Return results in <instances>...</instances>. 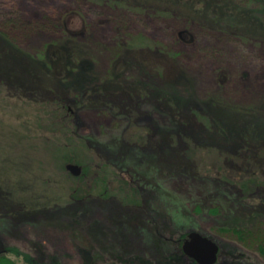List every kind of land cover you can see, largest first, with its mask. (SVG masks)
I'll use <instances>...</instances> for the list:
<instances>
[{
	"label": "rangeland",
	"instance_id": "1",
	"mask_svg": "<svg viewBox=\"0 0 264 264\" xmlns=\"http://www.w3.org/2000/svg\"><path fill=\"white\" fill-rule=\"evenodd\" d=\"M262 2L244 0L246 6L260 13ZM192 12L179 9L154 15L93 0H0V30L24 51L35 53L45 43L67 38L63 29L66 21L69 30L83 32L74 41L83 56L88 55L94 63L93 74L101 79L110 69L115 46L121 39L142 35L160 41L178 53L182 70V77L171 80L174 82L160 78L163 87L179 93L194 92L202 98L216 97L235 107H250L253 118L263 120L264 44L242 38L238 30L244 25H228L222 18L213 20L203 15L205 19ZM184 30L188 33L185 41L178 38ZM126 71V76H132L131 70L126 68ZM1 103L0 188L7 187L20 195L24 189L21 183L27 184L28 194L47 206L23 222L13 213H0V246L31 253L47 263L55 257L61 264H80L77 249L85 246L97 264H124L125 261L138 264L144 259L156 264L164 260L169 245L181 232L200 231L221 243L227 237L221 228L241 223V216H247V209L237 204L221 186H208L202 178L175 176L160 180L157 157L166 154V148L143 153L144 147L128 141V121L91 108L76 112L77 134L94 138L99 144V153L111 167L127 173L136 185L143 180L151 185L147 196L153 198L150 211L155 221L146 224L138 208L122 204L113 196L117 182L112 176L106 177L112 195L99 197L93 191L91 196L80 199V205L74 206L68 202L69 194L57 184L68 189L76 181L65 172L62 177L61 171H53L61 154L54 155L51 147L43 143L45 137L51 140V136L35 124L43 114L34 105L17 99L3 98ZM151 114L153 119L141 112L137 124L150 126L166 121L162 115ZM158 140L160 135L153 134L154 146ZM162 196L171 201L165 202ZM196 205L200 208L198 212ZM215 205L219 206V213L214 216L209 210ZM155 226L158 235L153 236L151 230ZM257 235L264 237V230ZM251 248L249 259L264 264L255 248ZM8 255L14 258L13 253Z\"/></svg>",
	"mask_w": 264,
	"mask_h": 264
},
{
	"label": "trees",
	"instance_id": "2",
	"mask_svg": "<svg viewBox=\"0 0 264 264\" xmlns=\"http://www.w3.org/2000/svg\"><path fill=\"white\" fill-rule=\"evenodd\" d=\"M93 1L154 15L191 9L199 16L206 15L213 20L222 18L228 25H244L238 30L242 38L264 44V2L260 5V13L246 6L244 0ZM200 3L202 7H199ZM63 29L67 38L45 43L35 53L24 51L0 30V103L3 98L17 99L34 105L43 114L44 118L37 117L35 123L51 136V140L45 137L43 143L51 147L54 155L61 154L58 167L53 171H61L62 177L65 172L68 178L76 181L68 189L56 183L69 194L68 202L78 206L80 199L91 196L93 191H97L99 197L112 195L110 183L106 180L107 176H112L117 182L113 196L122 204L138 208L146 224L155 221L150 211L153 198L147 196L151 185L145 180L136 185L127 173L111 167L99 153L100 147L97 148L99 144L94 138L77 134L76 112L98 109L116 119L128 121V141L146 148H141L143 153H153L159 147L162 150L163 146L166 148L167 153L157 157L160 180L175 176L199 177L208 186H221L237 204L247 209V216H241V223L221 228L227 237L219 243L216 264H258L248 257L251 247L264 260V237L257 235L258 231L264 230V119L253 118L250 107H235L216 97L202 98L194 92L179 93L163 87L160 78L171 83L174 82L171 80L182 77L178 53L162 42L142 35L126 36L116 44L110 69L101 79L93 74L94 63L89 56H83L76 45L75 39L83 32L69 30L66 21H63ZM187 36L184 30L179 32L178 38L185 41ZM126 68L131 70L133 77L126 76ZM141 112L152 119L151 113L155 112L166 121H156L161 128L156 123L139 126ZM153 134L160 135L156 146L152 143ZM68 162L81 166L82 173L78 177L65 171L64 165ZM21 184L24 189L20 195H15L7 187L0 188V213H13L23 222L33 213L41 212L47 204L28 194V185ZM162 198L165 202L171 201ZM194 208L200 211L199 206ZM209 212L215 216L219 213V206L215 205ZM157 229L155 226L151 230L153 236L158 235ZM172 230L176 231V228ZM188 232H181L169 245L164 260L156 264H196L191 259L187 261L180 249L181 239ZM77 250L80 264H97L87 247L78 246ZM8 253H13L14 258ZM40 260L17 248L0 246V264H61L55 257H51L48 263ZM124 264L133 263L125 261ZM138 264L154 263L144 259Z\"/></svg>",
	"mask_w": 264,
	"mask_h": 264
},
{
	"label": "water",
	"instance_id": "3",
	"mask_svg": "<svg viewBox=\"0 0 264 264\" xmlns=\"http://www.w3.org/2000/svg\"><path fill=\"white\" fill-rule=\"evenodd\" d=\"M65 170L75 177L82 172L81 166L73 163L66 164ZM181 251L197 264H215L219 249L217 242L211 237L197 231H190L182 241Z\"/></svg>",
	"mask_w": 264,
	"mask_h": 264
},
{
	"label": "flooded vegetation",
	"instance_id": "4",
	"mask_svg": "<svg viewBox=\"0 0 264 264\" xmlns=\"http://www.w3.org/2000/svg\"><path fill=\"white\" fill-rule=\"evenodd\" d=\"M181 240H183V238H182ZM185 258H186V260H187V261H189V260H190V258H189V259H188L187 257H185Z\"/></svg>",
	"mask_w": 264,
	"mask_h": 264
}]
</instances>
